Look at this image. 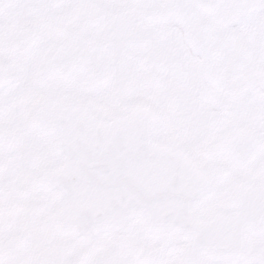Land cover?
Here are the masks:
<instances>
[{
	"label": "snow or ice",
	"instance_id": "obj_1",
	"mask_svg": "<svg viewBox=\"0 0 264 264\" xmlns=\"http://www.w3.org/2000/svg\"><path fill=\"white\" fill-rule=\"evenodd\" d=\"M98 6L93 0H0V60L6 55L11 33L20 34L27 48L36 35L34 26L45 18ZM144 6L180 21L181 35L197 40L210 55L217 38L228 30L231 16L227 13L250 7L264 12V0L252 4L244 0H148ZM250 46L259 49L264 67V33ZM91 57V52L71 44L47 48L34 58L31 75L38 79L54 71L56 78L49 81L48 89L55 91L57 80L78 66L80 75L61 94L99 104L106 113L104 121H93L74 104H67L50 105L43 114L58 132L54 147L62 161L53 179L60 200L70 208L68 222L73 230L80 234L92 230L99 203L111 218L141 213L147 221L163 220L179 231H191L200 242L213 225L197 211L206 213L224 204L222 197L232 182L245 177L255 201L254 238L224 259L193 264H264V112L254 123L234 126L226 135L223 128L231 121L204 116L198 109L178 118L164 103L165 90L155 84L167 70L163 58L151 71L141 62L117 82L112 74L93 72ZM17 74L25 80L26 91H34L22 68ZM130 88L135 95L129 93ZM139 105H151L152 110ZM6 124V102L0 98V142ZM207 193H215L216 199L207 200ZM0 264L10 262L0 256ZM89 264L130 262L110 259Z\"/></svg>",
	"mask_w": 264,
	"mask_h": 264
},
{
	"label": "flooded vegetation",
	"instance_id": "obj_2",
	"mask_svg": "<svg viewBox=\"0 0 264 264\" xmlns=\"http://www.w3.org/2000/svg\"><path fill=\"white\" fill-rule=\"evenodd\" d=\"M93 2L99 6L55 13L40 21L34 26L36 35L27 48L22 45L20 34L11 33L6 55L0 60V65L6 67V74L0 71V98L6 102L7 116L4 138L0 142V244L5 245L14 236L26 239L21 255L28 259V264H89L111 258L116 249L128 256L130 264H143L144 259V256L136 260L132 257V234L124 241L103 235L89 246L73 239L62 242L58 238L48 245L44 244V230L39 227H44L47 222L46 209L51 200H45L44 194L35 187L36 177L52 164V135L36 130L32 114L38 99L53 95L54 91L48 89V83L56 78V74L49 71L38 79H31V75L34 58L45 49L57 48L75 39L76 47L91 52V70L112 74L117 82L128 72L136 70L141 62L151 71L163 58L167 70L155 80V84L165 90L178 111V118L198 109L204 116L213 115L231 121L223 128L226 135L231 134L234 126L254 123V118L264 112V84L261 83L264 67L261 66L259 49L250 46L264 33L261 26L264 17L259 9L250 11L245 8L227 13L231 21L228 30L216 40L212 83L205 74L201 56L184 42L180 25L174 24L172 16L162 17L144 6L148 0ZM254 3H259V0ZM250 12L254 15L252 24L247 17ZM235 37L241 39L247 50L252 52L254 66L248 63L251 84L245 81L238 59L231 58L233 55L237 57ZM220 54L223 56L219 57ZM18 68L23 69L34 91H26L25 80L18 77ZM165 74L167 79L160 80ZM79 75L80 68L73 66L64 79L57 80L55 92L61 94L62 89H70ZM92 91L95 94V89ZM129 93L135 95L132 88ZM61 96L84 104L95 115L106 117V113L99 111L102 107L99 104L79 96ZM249 184L248 178L235 179L222 197L225 203L213 207L240 217L236 227L232 225L223 230V237L237 234L242 239V249L250 244L256 232V214L248 213L249 209L255 208ZM205 198L212 201L216 199V194L208 193ZM43 200L47 201L45 206L42 205ZM237 202L243 206H238ZM34 226L39 227L36 229ZM179 236L184 238L181 235L172 238L173 244ZM138 245L148 255L146 244L140 242ZM186 247L179 241L176 245L178 255ZM205 258L203 256L202 260Z\"/></svg>",
	"mask_w": 264,
	"mask_h": 264
}]
</instances>
